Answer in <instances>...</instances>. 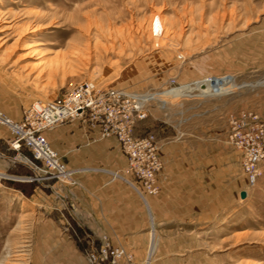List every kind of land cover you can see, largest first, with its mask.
<instances>
[{
    "label": "rangeland",
    "instance_id": "374dc122",
    "mask_svg": "<svg viewBox=\"0 0 264 264\" xmlns=\"http://www.w3.org/2000/svg\"><path fill=\"white\" fill-rule=\"evenodd\" d=\"M212 76L230 79L203 81ZM83 78L151 97L134 133H152L158 154L182 149L198 175L212 171L215 182L226 162L227 181L244 179L232 196L222 191L208 221L152 231L149 220L145 261L264 264V162L249 185L226 138L229 112L264 119V0H0V111ZM0 126V264H82L81 255L86 264L89 233L70 216L46 215L45 196H33L39 183L20 179L32 175L27 151L10 149Z\"/></svg>",
    "mask_w": 264,
    "mask_h": 264
},
{
    "label": "crops",
    "instance_id": "0c3cea01",
    "mask_svg": "<svg viewBox=\"0 0 264 264\" xmlns=\"http://www.w3.org/2000/svg\"><path fill=\"white\" fill-rule=\"evenodd\" d=\"M14 103L12 101V106L4 109L8 116L18 120L21 110L16 109ZM5 132L0 126V138ZM44 136L68 167L79 170L75 174V184L53 182L39 184L41 189H35V198L45 196L46 215L70 216L89 233L87 235L95 244L104 236L111 244L121 245L133 253L137 264H152L145 261L149 246L144 248L145 240L149 242L151 238L150 221L152 231L160 224L196 222V216L208 221L223 204L219 197L222 191L232 196L238 184L244 183L243 178L227 181L229 167L226 162L215 172V182L212 171L209 176L198 175L196 161L190 153L166 147L159 154L162 161L157 180L159 191L141 198L122 178L113 176L126 165L125 156L114 138L99 139L94 132L85 131L77 123L58 125L45 131ZM214 205L219 206L213 209ZM81 258L83 264L82 255Z\"/></svg>",
    "mask_w": 264,
    "mask_h": 264
},
{
    "label": "built area",
    "instance_id": "2783aa9c",
    "mask_svg": "<svg viewBox=\"0 0 264 264\" xmlns=\"http://www.w3.org/2000/svg\"><path fill=\"white\" fill-rule=\"evenodd\" d=\"M229 79V76H212L203 81L221 84L222 80ZM150 98L147 93L98 85L83 78L60 95L30 102L22 108L18 120L0 111V125L11 135L9 148L14 151L22 148L29 154L21 158L32 175L20 179L39 184L43 181L75 184V174L79 170L68 167L61 160L44 132L64 123H77L85 131L94 132L99 139L112 137L117 141L126 165L121 170L123 176L114 172V177L122 178L141 198L158 193L162 161L157 140L152 133H134L136 124L147 115ZM227 124V142L238 152L242 173L247 183L253 185L264 162V119L253 111L240 110L227 114ZM88 237L82 249L86 264H134L129 251L110 244L106 237L102 236L98 244Z\"/></svg>",
    "mask_w": 264,
    "mask_h": 264
},
{
    "label": "bare ground",
    "instance_id": "6f19581e",
    "mask_svg": "<svg viewBox=\"0 0 264 264\" xmlns=\"http://www.w3.org/2000/svg\"><path fill=\"white\" fill-rule=\"evenodd\" d=\"M153 251V247H151V252Z\"/></svg>",
    "mask_w": 264,
    "mask_h": 264
},
{
    "label": "trees",
    "instance_id": "16d2710c",
    "mask_svg": "<svg viewBox=\"0 0 264 264\" xmlns=\"http://www.w3.org/2000/svg\"><path fill=\"white\" fill-rule=\"evenodd\" d=\"M29 155V154H28Z\"/></svg>",
    "mask_w": 264,
    "mask_h": 264
}]
</instances>
